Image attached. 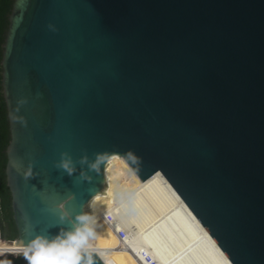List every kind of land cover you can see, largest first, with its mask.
Here are the masks:
<instances>
[{
    "label": "water",
    "instance_id": "obj_1",
    "mask_svg": "<svg viewBox=\"0 0 264 264\" xmlns=\"http://www.w3.org/2000/svg\"><path fill=\"white\" fill-rule=\"evenodd\" d=\"M1 66L18 230L1 245L162 172L230 264H264V0H14ZM98 152L100 174L79 163Z\"/></svg>",
    "mask_w": 264,
    "mask_h": 264
},
{
    "label": "bare ground",
    "instance_id": "obj_2",
    "mask_svg": "<svg viewBox=\"0 0 264 264\" xmlns=\"http://www.w3.org/2000/svg\"><path fill=\"white\" fill-rule=\"evenodd\" d=\"M161 183L171 193L175 210L154 219L140 239L144 246L161 264H230L208 230L200 223L189 207L177 194L162 172L154 174L140 183L146 186L150 183ZM133 182H122L117 187L102 192L92 202V211L96 214V236L90 241L95 252L105 264H145L134 247H122L115 230L110 229L101 219L102 212L122 192L135 187ZM177 219H188L194 227H189L183 233L179 230ZM184 225V224H183ZM23 245H1L2 252H23ZM209 249V250H208Z\"/></svg>",
    "mask_w": 264,
    "mask_h": 264
},
{
    "label": "clouds",
    "instance_id": "obj_3",
    "mask_svg": "<svg viewBox=\"0 0 264 264\" xmlns=\"http://www.w3.org/2000/svg\"><path fill=\"white\" fill-rule=\"evenodd\" d=\"M23 102L21 101V103ZM107 155V153L98 152L95 154V158L91 160L87 155H84L80 158L79 163L81 165L86 164L89 171L100 174L107 162ZM129 155L132 154L129 153ZM56 167L63 169L69 176L77 171L71 155L67 152L61 153V158L56 162ZM25 176L26 178L33 176L31 168ZM78 179L90 181L92 177L88 174V171L81 168ZM93 203L92 201L87 202V207L90 210ZM60 219L62 222L67 220V226L62 225L55 235L41 232L26 243L23 250L26 264H96L93 259L95 249L90 244V241L96 236V216L91 211H81L73 217L72 213L61 205ZM177 220L184 224L178 226L181 233L189 229L188 226L194 227L188 219ZM143 262L146 264L144 260Z\"/></svg>",
    "mask_w": 264,
    "mask_h": 264
},
{
    "label": "built area",
    "instance_id": "obj_4",
    "mask_svg": "<svg viewBox=\"0 0 264 264\" xmlns=\"http://www.w3.org/2000/svg\"><path fill=\"white\" fill-rule=\"evenodd\" d=\"M173 208V197L164 185L158 182L146 186L139 184L116 197L102 212L101 219L115 230L122 247L133 246L146 264H161L139 239L154 219L175 210Z\"/></svg>",
    "mask_w": 264,
    "mask_h": 264
},
{
    "label": "trees",
    "instance_id": "obj_5",
    "mask_svg": "<svg viewBox=\"0 0 264 264\" xmlns=\"http://www.w3.org/2000/svg\"><path fill=\"white\" fill-rule=\"evenodd\" d=\"M13 3L14 0H0V236L6 241H13L18 238V230L11 206V193L7 186L5 174L6 148L10 141V129L7 107L3 96L1 66L3 44ZM0 264H24V260L18 255H3L0 257Z\"/></svg>",
    "mask_w": 264,
    "mask_h": 264
}]
</instances>
